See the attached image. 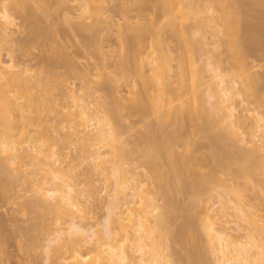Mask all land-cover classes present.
<instances>
[{
    "label": "rangeland",
    "instance_id": "374dc122",
    "mask_svg": "<svg viewBox=\"0 0 264 264\" xmlns=\"http://www.w3.org/2000/svg\"><path fill=\"white\" fill-rule=\"evenodd\" d=\"M79 1L5 0L17 25L10 35H0V59L11 63L15 71L25 70L22 77L30 91L19 95V100L20 103L33 100L30 115L37 119L28 121L30 137L22 145L30 146L38 141L58 153L62 164L58 161L56 165L61 168L66 180L74 185L84 211L71 218L32 204L35 197L28 191L30 183L21 181L13 170L14 187L9 191L0 189V264H71L73 259L67 253H64L65 258L59 259V263L56 262L53 253L47 252L49 240L57 228L71 227L73 221L82 226L103 222L107 209L102 198L116 190L118 182H112L114 178L110 182L101 178L106 170L110 171L117 164L129 172V175L126 172L124 177H118L120 185L129 186L130 175H143L141 179L148 181L143 201L136 207H144L152 225L158 224L160 216L165 219H162L163 226L161 224L156 229L158 236L154 234V237L157 236L156 241L160 240L158 243L168 244L165 252L172 255L176 264H214L212 245L200 220L204 205L210 207L214 218L236 235L233 228L245 216L240 209L221 211L220 208L222 202L232 206L233 200L243 197L240 207L246 214L249 213L246 216L251 214L259 218H255L259 224H255L257 221L254 225L247 222L246 226L264 240V151H254L253 145L249 144L246 146L248 156L244 160L241 158L244 153L239 155L244 144L236 138L220 140L210 117L212 99L207 71L208 62L213 60L230 78L239 81L246 101L239 104L237 115L246 114V108H250L252 117H264V0H223L230 8L226 19L230 32L228 28L227 31L231 34L227 32L224 38L220 37L223 32L219 34L221 29L224 30V24H221L222 28L218 24L219 29L214 27L216 32L211 28L219 17L214 9L219 0H176L174 8L171 11L167 9L170 11L168 14L163 7L156 10L158 8L152 1L146 6L142 2V6L139 0V4L133 0H104L105 5L98 12L100 17H94L98 22L93 18L96 25L93 23L92 29L88 26L86 31V28L81 30L80 21L72 17L75 7L82 4ZM212 1H216L215 5ZM106 19L112 22H107L108 25ZM169 19L174 22V29L171 23L168 24ZM150 27L152 30H149ZM139 28H148V32L154 35L150 32L148 37L151 36L153 42L154 37L159 43L155 40L150 44L148 41L151 39L148 38L142 50H133L137 48ZM45 29H50L52 34L44 35ZM226 36L238 43L240 49L236 55L241 51V56L236 58V52L231 50L233 44L228 41L231 44L229 49L228 42L223 40ZM148 54L152 60L156 58L154 64L159 66L154 73L145 64ZM141 64L144 71L140 72ZM199 68L201 72H198ZM158 69L163 72L160 75L162 85L168 87L167 92V87L163 85L167 97L172 96V111L176 110V114L163 121L164 124L160 123L163 113L157 112L164 111L167 105L163 107V104L169 101L165 99L158 103V108L155 107L157 104L154 106L158 110L152 109L147 98L153 90L146 97L145 88L148 86H144V83L161 85L157 80ZM193 69H197L199 75L196 73L194 76ZM190 85L195 87L193 91ZM87 88L92 94L87 99L94 104L90 112H98L100 108L101 114L106 112L111 119L114 117L111 122L114 120L115 123L111 125L119 131L116 143L107 145L111 150L106 146L108 151L106 147L103 151L107 153L102 152V160L97 159L101 160L98 168L94 166L84 143L72 135L65 111L66 106L72 104V90L86 93ZM148 89L151 90V87ZM177 91L181 93L179 97L175 94ZM247 128L251 130L250 126ZM260 134H264V130L258 131L256 141H259ZM172 137L174 155L187 158L182 174L176 172L168 152L164 151L163 142ZM214 150L219 161L214 160ZM24 168L29 171L36 168L39 175L44 174L34 162ZM101 169L105 171L102 173ZM196 198L199 203L189 208ZM155 207H158V213L154 212ZM193 212L198 216L200 213L193 227L195 238L187 234L190 224L186 219ZM193 246L199 253L196 254V260L200 258L196 261L198 263H192L190 258L192 251L190 254L189 249ZM99 249L103 257H108L107 252ZM86 253L90 257L83 260V264L88 260L98 264L97 260L94 261L96 247L82 249L81 255Z\"/></svg>",
    "mask_w": 264,
    "mask_h": 264
},
{
    "label": "bare ground",
    "instance_id": "6f19581e",
    "mask_svg": "<svg viewBox=\"0 0 264 264\" xmlns=\"http://www.w3.org/2000/svg\"><path fill=\"white\" fill-rule=\"evenodd\" d=\"M81 1L82 4L78 3L79 5L77 4L78 6L75 7V11L73 10L74 15H72V17L77 18V22L80 21L79 25H81V30H84L86 28L84 30L86 31L89 29V27L90 29H92V25H96L94 21L97 17H94L100 15V13H98L99 8L102 11V7H104L105 2L104 0ZM133 1L138 2V0ZM139 1L141 2V5L143 2L144 6H146L149 1V3H151L152 1V3H155V7L158 8L156 10H162L163 7V11L166 10L167 12H164L168 14V12L171 11V8L175 6L176 0ZM78 2L80 1L78 0ZM140 2H138L137 4H139ZM215 2L216 1H212L211 3L214 4ZM219 2V4H217L218 1L215 3L216 5H218L217 7L214 4V9H216L215 11H218L217 13L219 14V17H221V20H219V17L218 20L216 18L215 22H211L213 24H211V28H213V30L215 31L214 27H217L219 26L218 24H220L219 27L222 28L221 24H224L223 29L225 30V32L221 29V32L219 33L221 34L223 32V36L220 35V37L224 38V34H227L228 31L230 32V29L227 25L228 19H226L229 16L228 13L230 12V8H227L229 6L228 4V6H225L226 2H224V4L223 0H219ZM0 3V35L8 36L13 32L14 27L17 24L15 22V18L12 15L8 3H6L5 0L3 2L0 1ZM209 7L212 6L209 5ZM167 9H170V11H168ZM224 9H226V12H224ZM193 11L194 10H192V12ZM93 18L94 21H92ZM70 19L72 18L70 17ZM224 19L226 20L224 21ZM222 20L226 24L224 22H221ZM110 21L112 22V20L106 19L105 22L109 23ZM171 21L172 20L169 19L168 24L171 23ZM172 23L170 26H172V28L174 29V22ZM146 29L145 31L144 29L139 28L140 32L136 36L137 38L135 37L138 43L136 45L137 48L134 47L133 50H142L144 48L143 43L147 42L148 38L151 39V42H148L152 44L153 41L152 38H150L151 36L148 37L151 31L148 32V28ZM149 30H152L151 27L149 28ZM43 32L44 35L52 34V31H50V29H47V31L45 29ZM150 34L153 35L152 32ZM213 34L215 36L214 32ZM216 35H218V30ZM229 35L231 34L229 33ZM205 38L209 39V37ZM225 38L227 39L228 36H226ZM226 39H223L225 40V43L229 41L233 44L231 50L232 52L235 51L236 53H234V55H236L238 53V49H240L238 48V43H235V40L231 37V40L228 38L229 40L227 39L226 41ZM153 40V43H155L156 41L157 43H159L158 40H156L154 37ZM233 40L235 44L232 42ZM229 42L227 44L230 49L231 44ZM139 46H142V48ZM240 53L241 51L239 52V54ZM239 54L238 56L242 55ZM148 55V59H145V64L149 65V69H151V71L153 72L157 67V64H154V60L156 61V58L153 57L155 59L152 60V57L150 58V54ZM238 56L236 55V58ZM213 57L215 58V56ZM142 65L143 64L139 65V70L141 69L140 72L144 71V67H142ZM13 67L14 66L11 63L4 62L0 59V189L2 191H9L14 187L16 180L11 176V172L15 170L17 177L21 181H27L30 183L28 191L31 193V195H34L35 197V199L32 201V204L37 205L45 210L53 212L55 211L58 214H61L62 216H71V218H76L79 216L80 213L84 211L83 203L78 198L74 185L68 180H66L63 172L61 171V168L56 165L58 161L61 163L60 157H58V153L50 148H46L43 143L38 141L35 144H30V146L22 145L29 141L28 138L30 137V129L28 127V121H35L37 119L30 115L33 100L27 99L24 103H20L19 100V95H26L30 91V87L26 84V80H24L25 78L23 79V77L25 76V70L21 68L18 71H15ZM157 68H159V66ZM203 69L204 68H202V70ZM199 71L201 72V68H199L198 72ZM207 71L209 73V87L211 89L210 98L212 99L211 109H209V111L211 112L210 114L212 115H210V117L213 127L218 130L216 132L219 134L218 136L220 137V140L225 141L226 139L236 138L238 141L244 144L245 146H242L241 151L239 153L240 156L244 153V156H241V158L244 160H246L245 157L248 156L246 154V146H248L249 144L253 145L252 150L254 151H264V134H260L261 136H258L259 139L257 140L259 141H256L255 139L257 138L258 131L264 130V117L261 115L252 117L250 115L252 113V110H250V108H246V114L242 113V115H237V112L240 109L238 107L239 104H244L246 101L244 98L245 96L243 95L244 93L240 90L239 81L236 78H230L228 76V73L226 71H223L220 64L215 63V61L213 60L208 62ZM198 72L196 69L192 72V74L194 73L195 76V74ZM162 73V70L158 69L157 76L159 77L157 78V80L158 82H161V85L162 79L160 80V75ZM180 74L181 76L183 75V73ZM144 84H146L144 85L146 87H151V90H149L148 87L145 88L147 89V91L145 90V92H147L146 97L148 92L150 93V91L153 90L147 98L148 101H150V107L153 106L152 109H154V106L156 104L157 105L155 107L158 108V103L162 102L163 100L165 101V99L166 102L169 101V109L168 104L165 103V105L163 104V107L167 105L163 108L165 112L156 111L157 114L161 112L163 113V116L161 115L162 122L160 123L164 124L165 120L167 121L168 118L170 119L174 115L173 113L176 114V110L173 109L175 111L173 112L171 108L172 101L170 98L172 96L170 95L169 98L167 97L166 94L168 93H165L166 88L164 90V84V86L162 85L163 87L159 85L160 83ZM192 85H190V89L193 91V88L195 87H193ZM88 89L89 88H87V92H89L90 90ZM87 92L78 93L76 92V90H72V104L70 103L71 105L69 104L68 106H66L67 108L65 111L66 116L69 119L68 122L71 127L72 135H75L78 141H82L84 143V145L86 146L85 149H87L88 152L91 153L90 157L91 160H93L94 166L98 168V165L102 160L101 157L102 155H104L103 153H107L106 151H103V149L107 145L112 146L116 143V140H118L119 138V131H116L117 128L115 125H111L115 123V119L111 114L110 115L113 117L112 119H114L112 122V119L109 117L108 114H106V112L104 113V115L101 114L102 112H100V108H98V112H90L94 104L91 102L92 100L90 101V99H87L88 96H90L91 94L90 92ZM179 92L180 91H177V93H175L178 97L181 95V93L179 94ZM152 95H155L154 98L152 97ZM163 95H165L167 98L165 96L163 97ZM157 97L158 99L160 97V100H158ZM149 98H151L152 100H149ZM157 108H155L154 110H158ZM106 115L107 117H105ZM106 118H110V120ZM248 126H250L251 130L247 128ZM45 133L47 134V131H45ZM173 140L174 138L172 137L171 139H167L165 143L163 142L164 151L166 153L168 152L167 154H169L170 158L167 156V154L166 156L171 160L170 162L176 172L182 174L185 169L184 167L186 166L187 158L185 159L184 156H178L175 154L176 157H179L178 159H175L176 157L174 155L175 151L173 146ZM16 141L19 142V144H15ZM107 147L109 148V146ZM113 150H115V148ZM215 151L216 150L213 151L214 160L219 161L220 159L215 154ZM88 152L87 154H89ZM92 154H94V156H92ZM98 158L101 160H97ZM33 162L38 164L39 168L44 171V174L42 176L39 175L38 172H36L38 170H35L36 168H33L30 171L25 170L26 168H24V166L28 163ZM152 167L154 166L152 165ZM109 170L110 171L106 170L107 172L105 171V169V172L102 170V173H104L101 180L110 182L111 179L113 180L114 178L115 180L112 182H118V188H116V190L114 189L113 191H111V193H108L107 196L102 198V201L105 203L107 209L103 222L100 224L93 223L88 226H82L73 221L71 227L57 228L55 230V233H53V237L49 240L47 252L49 254L52 252L53 258H55L56 262L58 263L60 262L59 259L65 258L64 253H67L69 255V258L73 259V261H71V264H83V260L88 259L90 255L87 253L81 255L82 249L94 246L96 247L97 251V255L95 256L96 259H94V261L97 260L98 264H176L172 255L168 252H165L168 244L163 243L162 245V242H157L160 240L157 239L156 241L155 239L158 236L157 234H155L156 229L160 228L161 224L163 226L162 221L165 219L161 218L160 216L161 219L159 218L160 221L158 219V224L152 225L150 218L144 212V207H136L137 204L140 205L143 201L142 195L148 189V181L146 179H141V177L143 176L142 174L141 177H135L134 175H130L131 182H129V186L128 184L127 186H123L120 185L118 177H124L123 175L126 172V174L129 175V172L126 169H123V166L121 164L114 165ZM128 178L129 177L127 176V179ZM242 198L240 200L237 199L238 201L235 199L237 202L232 199L233 201H230L231 203H233L232 206L226 205L227 202H222V207L220 208L221 211L228 210L230 208L234 210L237 209V211H239L238 209H240V212H242L241 214L245 216L241 218V221L243 222L238 221V226L236 228H233V230L237 232L236 235L232 232H229V228L225 227L223 223L219 222L216 218H214L213 214L210 212V207L204 205L202 209V215L200 216V213H198L200 216V220L203 224L204 231L207 235V239L212 245L214 264H264V240L258 238V236L252 231V229L246 226L247 222L249 224L251 223L252 225H254V221H257V223L255 222V224H259V218H256L254 215L253 218L251 214L250 215L252 218L250 217V215L249 217H247V214L249 213L246 214L243 208L240 207V203L243 201ZM198 203V199L196 198L190 203L188 207L193 208ZM157 211L158 207H155L154 212L158 213ZM237 215L238 212L236 216ZM199 216L197 215V213L193 212L186 219L190 224V229L187 231V234L192 238H195L196 235L195 229H193V227L195 226L197 217ZM255 218L258 220H256ZM154 234L157 236L154 237ZM99 248H102L104 252H107L108 257H103ZM190 248V254L192 251L190 258H192L191 261L193 260L192 263H195L200 259L198 257V260H196V254L199 255V253L197 252L198 250L194 246ZM79 256H81L82 259ZM49 258H51V255L49 256ZM85 263L92 264V261L88 260Z\"/></svg>",
    "mask_w": 264,
    "mask_h": 264
}]
</instances>
